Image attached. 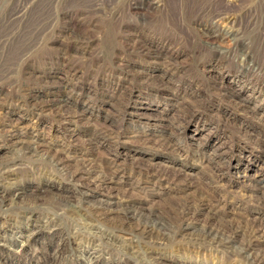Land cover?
<instances>
[{
  "label": "rangeland",
  "instance_id": "obj_1",
  "mask_svg": "<svg viewBox=\"0 0 264 264\" xmlns=\"http://www.w3.org/2000/svg\"><path fill=\"white\" fill-rule=\"evenodd\" d=\"M250 241L264 261V0H0V264Z\"/></svg>",
  "mask_w": 264,
  "mask_h": 264
},
{
  "label": "bare ground",
  "instance_id": "obj_2",
  "mask_svg": "<svg viewBox=\"0 0 264 264\" xmlns=\"http://www.w3.org/2000/svg\"><path fill=\"white\" fill-rule=\"evenodd\" d=\"M213 42H216V41H213ZM163 230L164 228H163V224L161 223V221L159 220L157 221L152 218H149L147 222L141 225L137 221L135 227L133 228L130 227L129 230H126L124 227L120 229V231L123 234H127V235L135 234L136 236L141 237V239L143 238V235L144 237H147V235H153V234H155L159 239H161L164 234ZM200 238H202V240H208V238L215 239V244L230 247L231 245L229 244L231 243L232 241L231 239L233 238V236L224 237L222 234H218V232L213 231L212 229H209V230L203 231V234L202 236H200ZM250 249H252V241L247 242V243H241V248L233 252L234 254L233 256H235V258L238 257V259L240 258L241 259L240 261L244 260L245 264H264V261L258 256H256L255 254L254 256H252L253 254L251 256L246 255L247 254L246 252L250 251Z\"/></svg>",
  "mask_w": 264,
  "mask_h": 264
}]
</instances>
